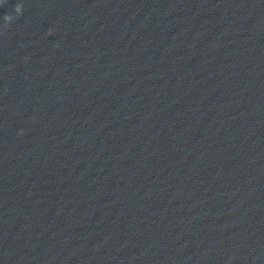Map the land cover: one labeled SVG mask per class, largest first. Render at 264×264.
I'll use <instances>...</instances> for the list:
<instances>
[{"label": "clouds", "instance_id": "obj_1", "mask_svg": "<svg viewBox=\"0 0 264 264\" xmlns=\"http://www.w3.org/2000/svg\"><path fill=\"white\" fill-rule=\"evenodd\" d=\"M7 3V0H0V7L4 6V4ZM14 13H15V18H18L20 15H22L23 11V5L20 3H16L14 5ZM14 16L11 13H6L3 15V20L5 22V28L8 27V25L13 21ZM51 34V33H50Z\"/></svg>", "mask_w": 264, "mask_h": 264}]
</instances>
